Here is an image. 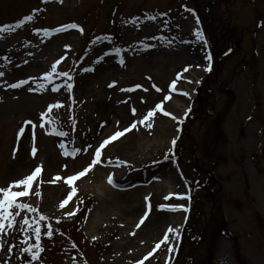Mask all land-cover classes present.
<instances>
[{
	"label": "rangeland",
	"instance_id": "rangeland-1",
	"mask_svg": "<svg viewBox=\"0 0 264 264\" xmlns=\"http://www.w3.org/2000/svg\"><path fill=\"white\" fill-rule=\"evenodd\" d=\"M43 1L47 12L43 22L33 28L50 30L47 34L28 25L8 40H0V55L9 60L0 68L3 73L0 75V188L28 175L36 166L42 165L44 169L43 180L34 185L31 194L17 200L36 211L9 210L15 223L8 228L5 222V229L0 232L3 243L0 264H44L28 263L29 252L24 250L36 243L33 229L41 215L56 226L55 235L47 236L48 250L42 259H65L57 260L58 264H140L141 261L142 264H173L180 236L168 233L167 242L161 243L159 248L156 244L169 226L178 228L177 223L183 221L185 211L160 210L158 197L168 191L164 181L170 183L172 194L187 192L177 173V165L169 161L158 163L157 159L173 148L171 141L178 138L183 124H176L175 133L165 139L166 143L159 141V132L165 133V130H155L166 118L161 112L157 111L149 120L153 124L150 130L142 126L136 132L137 136L146 139L144 147H127L120 151L105 146L101 149V161L111 159L112 163L97 164L96 174L85 175V182L74 186L77 192L72 199L63 208L60 204L71 191L63 178L91 162L94 149L109 137L110 129H105L110 128L113 121L119 123V128L139 121L141 114L162 101L167 94L166 84L176 73L182 72L184 66L194 63L206 66L208 63L205 58L209 54L208 48L200 41L197 50L200 52L197 59L193 58L197 53L193 44L197 41L194 29H201L194 11L181 19V37L170 43L163 42L161 20L141 17L133 23L131 16L145 13L158 18L165 13L174 15L182 4L193 7L202 3L195 0L191 3L189 0H124L120 5L117 4L120 0H0V24L38 10ZM220 1L228 7V0ZM230 6L235 33L243 42L226 60L218 82H215L218 88L220 82L226 81L224 87L230 94L221 92L215 113L200 114L189 125V141L183 140L184 148L189 144L185 149L196 154L197 159L214 164L215 184L220 186V192L214 195L224 219L222 226L227 230L222 234V228L216 224L212 232L207 231L208 236L212 234V244L209 247L208 241L204 240L203 246L207 247L196 251L195 264H264V0H230ZM260 18L261 22L258 21ZM73 23H79L84 33L88 32L82 41V33L77 28L51 31ZM94 33L100 35L86 47L87 50L83 49ZM114 35L120 38L118 42ZM81 52L84 53L78 58ZM53 64H56L57 72H70L71 81L56 74L50 80H43ZM19 80L28 83L19 89L9 86ZM69 82L73 84L71 93L66 88ZM113 82L114 86L110 87ZM41 83L44 88L40 87ZM186 84L191 85L183 83ZM137 85L141 87H135ZM29 87L34 90L29 91ZM57 102L62 106L53 107L49 112L48 106ZM165 106L167 104L163 108ZM41 113L45 114L43 118ZM27 121H32L36 127L33 129ZM22 126L24 132L18 140V130ZM220 130L223 139L218 137ZM55 131L68 133L59 136V140L69 153L75 148L80 152L74 157L63 155V151L60 153L55 146L58 141ZM33 134L35 156L31 152ZM193 138L201 143L200 149H196L194 143L192 145ZM131 140L128 138L124 143ZM190 166L187 178H201L194 171L197 164L190 163ZM109 174L120 184L118 187L108 183ZM54 175H60L62 179L55 181ZM48 188L60 189V194L53 195ZM13 190H23V186ZM36 191L40 195L37 196ZM200 194H203L202 202H199L203 211L197 221L203 228L205 223L211 224L214 220L212 213L216 209L211 210L208 191ZM83 204L87 218L81 230L80 226L69 222ZM173 204L188 208L189 202L188 199L173 198L167 207ZM145 213L147 218L140 223ZM158 214L169 217V222L155 225ZM24 218L32 227L23 224ZM45 220L39 221L43 232L48 229ZM41 236L45 238L42 232ZM73 242L78 248L70 251ZM40 243L43 247L41 239ZM185 247L183 255L188 253ZM237 249L244 259H238ZM72 252L77 254L74 262L70 259Z\"/></svg>",
	"mask_w": 264,
	"mask_h": 264
},
{
	"label": "snow or ice",
	"instance_id": "snow-or-ice-1",
	"mask_svg": "<svg viewBox=\"0 0 264 264\" xmlns=\"http://www.w3.org/2000/svg\"><path fill=\"white\" fill-rule=\"evenodd\" d=\"M35 11V10H34ZM145 16L149 19H155V16H148V14H145ZM33 20V16L32 15H27L23 18V21H21V23H23L24 21H32ZM133 23H135V20L132 21ZM199 23V20L197 19V24ZM79 26L76 24H70V25H64L61 26L60 28L51 30L54 32H60V31H65L69 28L75 29L78 28ZM9 28V26H0V38H3V35L5 33V30ZM50 30L45 29L44 32L47 34V32ZM80 31L82 32L83 29H80ZM194 35L196 37V39L198 41H200L203 44H207V39L203 34L202 29L196 28L194 29ZM208 61H211L212 57L210 54H207L205 57ZM121 64H123V60L119 61ZM208 71L211 70V66L209 64L208 68L206 69ZM185 71H187V68H185ZM53 74H56L58 76H63V77H67L69 81H71L72 77L70 72L68 71H61V72H57V67L56 64H53L51 66V71L46 72L43 76V80H50L53 77ZM0 75H3V73H0ZM180 79V74H177V77L175 79H173L170 84H169V88L173 91V92H179V94L185 95L187 96L188 93L187 92H183L182 90L177 89V83L178 80ZM191 82V81H189ZM28 81L27 80H19L16 83H13L11 85H9L12 88H19L22 87L23 85L27 84ZM115 82H113L114 86ZM41 88H44L45 85L43 83L40 84ZM135 87H141L139 85L135 86ZM153 87H156L155 85H153ZM66 88L68 90L69 93H71V90L73 88V84L71 82L66 84ZM29 91H33L34 89H32L31 87H29L28 89ZM56 90V89H54ZM134 89H122V91H132ZM157 91H161V89L156 88ZM171 98L170 94H165L164 97L162 98V101L160 103L155 104L154 108L151 110L147 111V114L144 115L142 117V119H140L139 121H133L129 127L124 128L123 130H116L112 135H110L109 137L105 138L99 145L98 147H96L94 149V158L91 160V162L89 164H87V166H85L82 170L76 172L75 174L72 175H68L66 178H63V182L66 183L69 186H72L74 184V182L79 179L80 177H83L88 171H90L94 166H96L99 163H103L101 161V149H103L106 145H108L111 141H115L117 140L119 137L125 135L126 132L131 131V129L136 128L137 124H141L149 129H151V127L153 126L152 123H146L147 121L150 120V118L154 117L156 112L159 111L161 112L163 115L165 116H170L172 119L174 120H178V118L171 112L165 110L163 108V102H166L168 99ZM74 102V101H73ZM62 105L57 102L56 105H49L48 106V111L51 112L53 107H61ZM190 111V108L185 112V116H187L188 112ZM136 109L133 108L132 109V113L133 115H135ZM45 114L41 113V117L43 118ZM74 119V117H73ZM179 123H182V120H178ZM26 124H31L32 128L34 129L36 127V124H34L32 121H27ZM24 132V127L22 126L19 130H18V134H17V139L19 140V137L23 134ZM55 134L58 136H67L68 133L64 132V131H55ZM34 134L32 137V141H33V147L31 149L32 155L35 156L37 149L34 146ZM173 147L176 144V139L174 138L171 141ZM60 149L63 150V155L68 156V155H72L73 157L80 152L79 148H75L73 149V151L71 153H69L64 145V143H60L59 145ZM91 147V146H89ZM13 155H15V150ZM167 158V157H165ZM109 164L112 163V161L109 159L108 161ZM122 163H127V162H122ZM119 166V165H117ZM42 168L43 166H36L35 169L33 171H31L30 174L12 182L10 185L0 188V193L3 194V198L0 199V232H3V230L5 229V222H7V227L8 228H12L14 223H15V219L13 216V213L11 211H9L10 209H19V210H24V209H28L29 211L35 212L36 209L34 207H31L29 204L27 203H17V198L20 197H26L29 195V190L33 189V182L35 180H37L38 177L41 176L42 173ZM62 179V177L60 175H56L54 180L55 181H60ZM108 183L112 184L113 186H116L115 181L113 180V176L111 174H109L108 176ZM185 183H187V181H185ZM20 186H23V190H13V188H19ZM77 192V188L76 187H71V191L68 193L67 199L62 201L60 204V207L63 208L65 206V204H67L68 200L72 199V196ZM35 194L38 196L40 195V193L38 191L35 192ZM171 195L169 197H166L168 199L171 198ZM176 196L177 199H190V195L187 194H183V193H177L174 194ZM146 200H148V197H145ZM150 204L148 205V208L150 210ZM158 208L160 210H167V211H188V208L185 205H177V204H173L170 207H165V205H158ZM68 215H72L73 213H67ZM16 215H19V212L16 213ZM147 218V213H145V215L141 218L140 223H143V220ZM46 217L41 215L39 217V221H43L45 220ZM39 221L36 222V225L34 227V233H35V239H36V243L34 245H29L28 247H26L24 250L29 252L31 254L32 260H36L38 259L39 253L43 251V248L41 246L40 243V239H41V228H40V224ZM23 224L24 225H28L29 227H32V225L30 224L29 220L27 218L23 219ZM137 227H139V224H137ZM168 233H173L176 236L179 235V231L178 229H174L171 226H169L166 230L165 235L163 236L162 240L156 244V248H159L161 243H165L169 240V236ZM49 238L52 236L53 232H52V228L51 225L48 226V230L45 233ZM3 247V243L0 242V248ZM35 248L36 251H32V249ZM12 249L9 248V251H11ZM170 251H172V249H169ZM149 255H151V253H149ZM147 259V256L144 258ZM140 264H142V261L140 262Z\"/></svg>",
	"mask_w": 264,
	"mask_h": 264
},
{
	"label": "bare ground",
	"instance_id": "bare-ground-1",
	"mask_svg": "<svg viewBox=\"0 0 264 264\" xmlns=\"http://www.w3.org/2000/svg\"><path fill=\"white\" fill-rule=\"evenodd\" d=\"M197 44L198 43H195V47L194 48H196ZM199 52L197 51V53H195V51H193L192 53H195V56L193 55L194 56L193 58L197 59V56H198ZM195 65H198V64L196 63ZM204 72H205V70H200L199 71L200 75H199V73H197L195 71L189 77L185 76L184 74L180 76V79H179L180 81H178L176 87L179 90L187 92L188 93L187 96L181 94V98L174 97V95L177 92H173L171 90L172 91V99L171 100H169V99L167 100V102H166L167 106H165L164 109L169 111V112H171V113H173L178 118V120H182L183 121L185 112L189 109L190 104H191L192 100L195 97L196 93H195L194 89H195L198 81L201 79V77H202ZM188 80H190L191 82H189ZM183 81L188 82L191 85H187L186 87H184L183 84H182ZM165 117L166 118L163 119V123L160 124L159 126H156L155 130H165V133H160L159 132V135L161 136L159 141H162V142L166 143L165 139L168 138L169 136H171L173 134V132L175 133V130H176L175 127H177L176 124H179V122H178V120L172 119L170 116H165ZM167 122H170V124H166ZM113 127H114V125L112 126V128ZM112 128H110V130H111L110 132H112ZM105 130L109 131V129H105ZM125 135L119 141H117V142H116V140L113 141V143L111 145V148L112 149L119 148V150L122 151V150H126L127 147H134L136 149H140V147H144V145L147 144V143L143 142L146 139H144L143 137L137 136V134L135 135L134 133H131L129 135H126V136ZM128 138H132L131 142L130 143L129 142H125L124 143V141H126V139H128ZM122 143H124V145H122ZM96 170H98V169L95 167L94 171L91 174H93V175L96 174ZM83 182H85V181H83ZM164 183H165L164 186H167L168 187L167 189L169 191L170 187H171V186H169L170 183L166 182V181H164ZM48 189H50V188H48ZM50 191L53 193V195L55 194L56 196L60 194V189L57 190L55 188H51ZM170 192L171 191H169V193ZM53 198L56 199V197H53ZM167 222H169V217L162 216V214H160V215L158 214L156 219H155V221H154V224L155 225H159V224L163 225V224H166ZM177 224L180 225V223H177Z\"/></svg>",
	"mask_w": 264,
	"mask_h": 264
},
{
	"label": "trees",
	"instance_id": "trees-1",
	"mask_svg": "<svg viewBox=\"0 0 264 264\" xmlns=\"http://www.w3.org/2000/svg\"><path fill=\"white\" fill-rule=\"evenodd\" d=\"M184 136V135H183ZM189 159H193L194 157L193 156H187Z\"/></svg>",
	"mask_w": 264,
	"mask_h": 264
}]
</instances>
